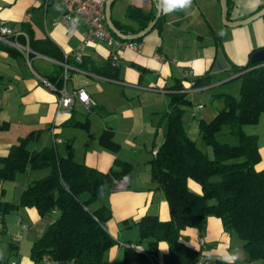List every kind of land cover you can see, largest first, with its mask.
I'll return each mask as SVG.
<instances>
[{"label":"crops","instance_id":"0c3cea01","mask_svg":"<svg viewBox=\"0 0 264 264\" xmlns=\"http://www.w3.org/2000/svg\"><path fill=\"white\" fill-rule=\"evenodd\" d=\"M129 5L139 7L145 13H157L155 0H115L110 7L111 18L124 25L128 32L138 28V22L125 17ZM227 7L229 20H242L263 8L264 0H228ZM59 12L60 4L57 2L44 7L38 0H0V28L4 25L12 30L5 36L6 41L0 40L3 46L0 48V123H8V128L0 132V156H5L10 146L24 134L45 128V145L31 149L57 145L64 153L63 142L70 141L73 158L77 162L102 172L113 168L115 160L128 162L131 165L129 178L115 180L112 186L106 187L98 204L92 207L105 203L111 209L112 216L105 227L116 239V246L111 248L104 263L111 264L121 254V245L124 247L126 244L118 239L127 240L131 234V229L126 232L122 227L131 228L146 214H156L163 220L169 218L167 202L151 179L150 159L147 160L148 155L143 153V149L152 144L153 151L154 145L157 149L163 141L173 86L179 83L181 91L189 99L190 93L197 89L192 87L193 79L208 73L215 61L220 71L228 70V65H246L253 51L264 48V15L247 24L229 27L221 21L219 0H192L190 8L173 12L164 11L162 0L159 22L137 41L138 49L132 50L113 47L95 39L83 44L85 27L82 24H78L74 34L68 38L61 23H52ZM28 29L34 39L47 37L52 40L64 59H68L67 62L34 51L29 45ZM112 54H115V60H112ZM156 55L161 58H155ZM74 56L81 59L78 61ZM59 66H63L61 74H57ZM48 80L50 84L57 83L58 89L54 87L55 90H51L45 84ZM77 88H83L89 94L94 103L91 108L87 110L75 101L70 109H59L60 91L71 92ZM134 100L137 105H133ZM77 108L85 114L84 119L82 114V118L77 116ZM90 113L95 115L100 129L99 133L94 131L92 134L97 136V140H91V135L86 134L82 151H77L73 145L77 127L72 122L87 121L89 128L86 131L90 133ZM105 128L112 130V138L118 144L116 150L99 143V136ZM55 138L60 142H55ZM134 162L141 167L136 168ZM259 163L257 167L264 169V165ZM189 187L200 192V185L192 180ZM20 193L13 203H18ZM13 211L18 224L15 235H21V239L15 241L20 245L27 242L31 246L55 218L52 214L41 217L34 207L19 206ZM182 234L194 248L200 247V238L204 239L206 246L202 252L215 257L210 261L224 263L220 253L226 251L232 239L231 232L224 230L219 218L209 216L201 232L187 228ZM159 247L164 255L167 244L160 242ZM19 248L18 245L17 251ZM144 251L140 250L139 258L148 264H163V258L159 260L156 256L143 255ZM126 256L123 264H137L136 260ZM243 258L247 260L246 254ZM15 261L33 264L28 257Z\"/></svg>","mask_w":264,"mask_h":264},{"label":"trees","instance_id":"16d2710c","mask_svg":"<svg viewBox=\"0 0 264 264\" xmlns=\"http://www.w3.org/2000/svg\"><path fill=\"white\" fill-rule=\"evenodd\" d=\"M125 17L138 22V28L128 32L124 25L113 21L115 26L123 33L134 34L144 29L155 13H145L139 7L129 5ZM26 34L34 51L67 62L52 40L47 37L34 39L29 29ZM140 39L123 40L137 42ZM232 69V74H238L241 79L239 99L223 95L224 106L209 121L200 119L198 124L202 139L212 150L211 157L197 147L183 127V105L191 101L181 91L179 83L173 86L164 138L149 161L151 179L163 192L169 218L163 220L156 214H146L135 222L138 241L147 244L143 255L156 256L159 243L167 244L163 264H195L202 248L190 246L182 232L187 228L201 232L209 216L219 218L226 232L239 235L247 261L264 262V169L257 167L261 158L257 135L245 133L243 129L244 125L257 123L264 114V61L233 65ZM62 70L63 66H59L57 74ZM212 77L208 73L199 74L193 79L192 87L209 84ZM52 85L58 89L57 83ZM72 125L86 127L87 121L75 120ZM226 126L234 143L222 142L217 137ZM7 128L8 123H0V130ZM39 132L31 131L20 137L5 156H0V181L15 179L25 171L49 169L47 175L22 189L17 204L0 200V224L4 227L5 215L19 206L34 207L41 217L58 211V216L42 235L31 243V261L36 263L48 257L59 264H104L105 252L115 244L105 227L112 213L105 203L93 209L89 204L98 200L115 180L128 179L131 165L115 160L114 167L106 172L89 167L73 158L70 141L63 142L64 153L57 145L28 148L29 140L37 137ZM112 137V130L105 128L99 143L116 150L118 144ZM190 180L200 185L199 193L190 189ZM17 246L10 242L15 255H18ZM3 263L0 259V264Z\"/></svg>","mask_w":264,"mask_h":264},{"label":"rangeland","instance_id":"374dc122","mask_svg":"<svg viewBox=\"0 0 264 264\" xmlns=\"http://www.w3.org/2000/svg\"><path fill=\"white\" fill-rule=\"evenodd\" d=\"M218 62L215 61V63L212 65V69L208 70V74L210 76L216 74V76L212 77V81L209 84H202L196 87L197 89L192 91L190 93L189 99L191 100V103L183 105V112L181 116V122L183 127L186 129L188 135L195 141L197 147L206 153L209 157L212 156V150L211 148L205 143V141L202 139L201 134L199 133L198 124L199 120L203 119L205 121H209L216 112L221 109L224 106V102L221 97L223 95H232L236 100L239 99V89L241 85V79L237 77L238 74H232L234 71L231 66L228 70H222L218 68ZM225 67V66H224ZM225 69V68H223ZM230 75H226V74ZM232 74V75H231ZM138 102L136 100L133 101V105H137ZM197 104H200L197 105ZM77 116H81V110L77 108ZM83 116V118H82ZM81 118H85V114H82ZM89 118L91 120L90 129L89 132L86 131L89 127H77L76 128V138L74 142V147L77 149V151H82L83 149V143H84V137L86 134L91 135V140L95 139L97 140V136L93 137L92 134L94 131H100L98 130V126L95 122V115L93 113L89 114ZM243 129L245 133H252L257 135V142L259 146V152L261 154V161H259L261 164L264 165V114H261L260 119L255 124H248L244 125ZM39 134L37 137L32 138L29 140L28 148H32L35 146L41 147L44 143V136L46 134V129L42 128L39 130ZM1 132V130H0ZM12 134V133H11ZM10 134V135H11ZM13 135V134H12ZM16 136V135H14ZM25 134L22 136L24 137ZM217 137L220 141L226 142V143H234L235 139L234 137L229 133V128L226 126L224 127L218 134ZM86 138V137H85ZM18 141V140H17ZM16 143V142H14ZM155 149L157 145H154ZM152 144H148L147 148L143 149V153L148 155L147 160L151 159L152 157ZM146 161V159H145ZM142 161L141 163H143ZM259 163V164H260ZM134 165L136 168H140V164H136L134 162ZM49 173V169H39V170H32L30 172L25 171L23 173H20L16 176L15 179L12 180H3L0 181V200H8L11 202H15L17 199V195L22 191V187L25 184L30 183L33 180L39 179L41 177H44ZM15 204V203H14ZM98 204V200L92 202L89 204V208H92ZM53 217L58 216V211H55L52 213ZM17 218L14 211H11L5 215L4 218V227H2V224H0V259L4 262L3 264H8L10 261L16 260V259H22V258H29L30 253V244L27 242H23L21 245L18 244L15 241V232L17 231ZM123 230H130L131 234H128L129 238L127 240L120 238L119 241H124L127 247L123 245L124 247L119 248V251L121 254H119L118 258L111 264H123L124 260L127 258L124 257V255H128L131 257V259L136 260L137 264H143V261H145L142 257L139 258L140 250L142 251L147 250V244L143 241H138V234H137V226L134 225L131 228H124ZM19 231V230H18ZM130 232V231H128ZM230 238L232 239V243L230 246L226 249L228 253L231 254H238L239 259L236 261V263L239 264H264L262 260H254V261H247L243 260V255L246 254L243 247H242V240L239 237V235L235 232H231ZM115 239V238H114ZM10 242H13L14 244L19 245V255H15V249L11 250L10 248ZM130 245V246H129ZM116 246V239L115 244L112 247ZM129 246V247H128ZM110 247L104 255L103 263L107 261L108 254L111 250ZM131 247V248H130ZM164 251L161 247L158 246L156 257L157 259L161 260L163 258ZM247 258V256H246ZM158 260V261H159ZM221 261H223L221 259ZM146 262V261H145ZM158 264V262H155ZM216 264V261H210L205 264ZM62 264H70V262H65ZM148 264V262H146ZM224 264V263H221Z\"/></svg>","mask_w":264,"mask_h":264},{"label":"built area","instance_id":"2783aa9c","mask_svg":"<svg viewBox=\"0 0 264 264\" xmlns=\"http://www.w3.org/2000/svg\"><path fill=\"white\" fill-rule=\"evenodd\" d=\"M42 6L46 7L50 3L57 2L60 4V12L56 16L52 23L57 24L61 23L66 31V36L71 37L78 24H82L85 27V30L82 34V43L85 44L92 40H100L106 42L108 45L113 47H125L132 50H137L139 43L129 40H123L122 38L113 34V32L106 25L105 19V8L107 0H38ZM12 33V30L7 26H1L0 28V40L6 41L5 36ZM125 35L124 33H122ZM25 35V34H24ZM27 38V36L25 35ZM26 51L29 52V49L26 48ZM67 58L68 55L66 54ZM76 60H80V56H74ZM155 58H161L156 55ZM115 54H112V60H115ZM187 74H184L186 76ZM45 84L51 89L55 90L54 86L49 82ZM80 102L87 110L91 108L94 104L89 94L83 88H77L71 92L66 90L60 91V97L58 99V108L61 110L70 109L74 102ZM200 106V105H199ZM53 131V130H52ZM55 142H60L59 138L54 139ZM157 149L152 151V154H156ZM16 240L21 239L20 234L15 235ZM199 246L205 248L204 239L200 238ZM215 257L211 254L201 252L195 264H205ZM8 264H18L15 260L10 261ZM33 264H59L56 260L48 257H43L39 262ZM70 264H74L70 262ZM134 264V263H130Z\"/></svg>","mask_w":264,"mask_h":264},{"label":"water","instance_id":"95a60500","mask_svg":"<svg viewBox=\"0 0 264 264\" xmlns=\"http://www.w3.org/2000/svg\"><path fill=\"white\" fill-rule=\"evenodd\" d=\"M114 1L115 0H107V4H106V8H105L106 25L116 36H118L122 39H129L130 40V39H135V38H139V37L144 36L146 33H148L153 28V26L155 25L157 19L159 18L160 14H161L162 0H155L157 2V5H156L157 6V13H156L155 17L147 24V26L135 34L123 35L122 32L115 26V24L111 18L110 7ZM219 2H220V7H221V21L223 24H225L226 26H229V27H237L240 25L247 24L250 21H253V20L257 19L258 17L264 15V7H263L260 10H258L256 13L252 14L251 16H249L245 19L232 21V20H229L227 17V13H228L227 0H219ZM262 61H264V48H259V49L255 50L251 53L250 58H249L250 63L255 64L258 62H262Z\"/></svg>","mask_w":264,"mask_h":264},{"label":"clouds","instance_id":"9594fccd","mask_svg":"<svg viewBox=\"0 0 264 264\" xmlns=\"http://www.w3.org/2000/svg\"><path fill=\"white\" fill-rule=\"evenodd\" d=\"M192 6V0H163V7L165 12H173L177 9L190 8ZM59 9V6H57ZM221 259L224 264H236L239 259L238 254H231L227 251L220 253Z\"/></svg>","mask_w":264,"mask_h":264}]
</instances>
